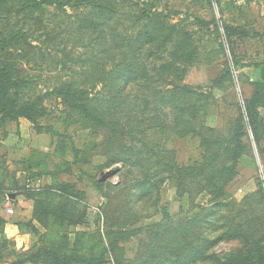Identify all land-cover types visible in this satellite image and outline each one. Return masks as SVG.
Returning <instances> with one entry per match:
<instances>
[{
  "label": "rangeland",
  "instance_id": "rangeland-1",
  "mask_svg": "<svg viewBox=\"0 0 264 264\" xmlns=\"http://www.w3.org/2000/svg\"><path fill=\"white\" fill-rule=\"evenodd\" d=\"M109 1L117 2V12L106 33L125 34L126 26L134 32L140 23L132 16L140 9L161 11L168 32L172 26L181 30L170 51L184 30L191 32L188 62L158 80L170 51L146 44L138 50L145 82H108L104 70L111 69V57L120 61L119 47L110 49L116 39L110 36L106 44L94 28L90 35L82 31L87 17L104 20L92 3L68 0L62 9L45 4L34 13L17 12L16 0L6 4L9 10L0 3V37L24 32L0 52V68L9 65L12 78L22 81L6 96L18 105L42 96L45 110L40 130L25 118L5 121L0 113V194L6 195L0 202V264H48L28 259L44 248L105 254L106 264H116V257L123 264H214L247 254L256 241L264 243V135L256 139L246 115L241 121L246 100L264 80V0ZM226 25L239 31L229 37ZM224 69L231 77L210 92ZM69 82L89 89L97 83L87 104L102 124L51 93ZM261 110L264 120V103ZM239 122L243 134L237 137ZM206 156L221 177H230L211 186L221 198L209 202L208 174L199 176L202 186L191 201L171 179L172 167H199ZM55 183L78 195L69 211L60 206L64 196L54 197L57 216L39 217L33 191ZM148 226L160 234L142 241L129 231ZM187 226L197 249L180 236ZM238 230L255 237H241ZM174 237L180 241L175 248Z\"/></svg>",
  "mask_w": 264,
  "mask_h": 264
},
{
  "label": "trees",
  "instance_id": "trees-1",
  "mask_svg": "<svg viewBox=\"0 0 264 264\" xmlns=\"http://www.w3.org/2000/svg\"><path fill=\"white\" fill-rule=\"evenodd\" d=\"M18 4V11L17 12H27V13H34L43 10V6L46 4L48 5H56L58 8L62 9L63 5L68 3L67 1L61 0H16ZM82 3H86V5H90L91 1L81 0ZM108 0L92 3L93 9L96 12L100 13L103 16L102 21H92V19L88 18L85 19V24L82 27V31H85L90 34H93L94 29L98 32V39L104 41V43L109 44V37L115 38L116 40L113 41V44H110L106 47L102 48V52L108 51V47L110 49L116 45L119 47V54H120V61H116V56L111 57L113 60V65L111 69L108 71L104 70L106 73V81L112 83H118L122 80L126 85L130 83L137 82L143 83L145 82V77L147 76L146 71L141 69L140 62L138 61L141 57L138 53L140 48H144V46L150 45L152 47L162 49L166 48L169 50V44H171L178 33L181 30L175 29L172 26L171 31H167L168 28L165 24V18L167 15L163 14L161 11H153V10H146L140 9L139 12L133 13V19L136 18V23H140L138 29L134 32H129L130 27H125V34H121L120 31L112 32L111 35L105 32V27L110 25V22L114 20L115 13L117 12L116 9H113L114 5L116 6V1H109ZM9 0H0V3H4L7 7V3ZM90 3V4H87ZM9 10V8L7 7ZM206 23V22H202ZM118 27V26H117ZM94 28V29H92ZM92 29V31H90ZM116 29V28H115ZM226 32L229 37L232 34L239 31V29L234 28L231 25L225 26ZM114 30V29H113ZM183 38L175 43V47H172V50L167 54V61L164 62L163 66L160 70H158V80L161 79V76L165 73H170L179 70L178 62L180 63H187L190 59L191 51H190V38L191 32L188 30H184ZM24 36V32H20L17 30L11 33L10 37L2 36L0 37V52L7 51L8 48L14 45V42L17 39L22 38ZM113 45V46H112ZM122 47H125L126 50L131 48L133 54L129 53L128 51H123ZM183 49L181 52L180 50ZM139 62V63H138ZM105 65V64H104ZM232 71L228 69H224L220 72L218 79L214 82V84L210 88V92L214 89V87H218L222 84L224 80L228 77H231ZM12 71L10 66L4 65L3 68H0V113L2 114V119L7 120H14L18 121L20 118H25L29 120L35 128L38 130L42 129V126L39 123L40 118L45 115V110L42 107V96L38 97L33 101H27L20 105L16 104L15 100L9 99L6 95L9 90L13 88H17L20 83L22 82L20 79L12 78ZM109 75V76H108ZM108 76V77H107ZM137 79V80H135ZM84 82V81H83ZM86 82V81H85ZM84 82V83H85ZM92 87L82 86L81 84H77L75 82H69L64 84L58 88L52 90L51 93H56L58 97H61L63 103L71 108V109H81L83 113L93 121H97L98 123H103L102 120L97 116V114L93 113L90 107L87 104V101L90 100V95L97 87V83H92ZM187 94H196L198 97L203 99H208L209 94L206 95L203 92L196 93L195 91L191 90L187 86L181 87ZM211 94V93H210ZM264 103V80L260 81L256 84L251 96L246 100L245 104V112L242 113L241 121L243 118L245 119V115L248 119V122L252 128L256 139H259L264 135V120L262 117V110L261 104ZM85 128V127H84ZM87 128V127H86ZM122 131V130H121ZM194 131V130H192ZM199 133V132H198ZM243 134V126L238 123L236 128V136L239 137ZM240 140V139H239ZM155 159L157 162L163 161V157H160V151L155 149ZM240 153H236L234 162L239 158ZM206 156L204 160L205 165H200L199 167L194 166H175L173 168V173L171 174V179L178 181V190L180 194L187 191L190 196L191 201L194 200V191H197L202 186V182H199V176L204 174H208L207 176L203 177L206 180L207 185L205 186L207 190V194H211V198L209 202H216V200L220 199L221 197L214 193H210V188L212 185H216L218 181L222 178H229L230 175H226L221 177L218 174L217 169L215 168V163L213 161H209V158ZM208 160V161H207ZM158 164V163H157ZM232 167V166H231ZM199 178V179H198ZM156 182H159L157 176H155ZM101 186V185H100ZM72 190V191H71ZM33 197L36 200V207L40 209L39 217L44 215L45 217L49 216H57L55 214L58 213V207H63L69 211L68 205L73 202L72 197L75 198L77 192L75 193L71 186L58 184L49 186H42L39 189L33 191ZM50 196V197H49ZM56 196H64L62 200V204H56L54 202V197ZM6 195L0 194V202L6 200ZM194 203V202H193ZM192 203V204H193ZM58 205V206H54ZM54 206V207H53ZM224 206V203L221 205ZM200 207V205H199ZM195 208V207H194ZM168 216V215H167ZM67 218V216L65 217ZM133 232L135 235L134 238L138 240H146L147 237H157L160 234L159 228H154V226H148L147 228H131L129 231ZM191 227L187 226L186 231L180 233L182 238L187 240V244L191 245V250L195 247L192 244V238L190 239V232ZM189 232V234H188ZM141 233V234H140ZM238 233L241 237H246L247 239H253L255 234H251L249 232H245L242 230H238ZM179 236V237H180ZM133 238V239H134ZM264 240V239H263ZM175 244L173 247H177L180 245V241L178 237H174ZM215 242L211 243V247L214 245ZM119 248V244L117 240H113L111 244V250L116 252ZM28 259H40L42 261L47 262L48 264H106V255L105 254H97L91 252L90 254H64L59 250H49L48 248L38 249L34 254L28 257ZM123 264L122 260L119 257H116V264ZM178 263V262H177ZM14 264H21V262L16 261ZM214 264H264V243H262V239L255 242L253 248H251L247 254L245 255H236L233 258L227 259H215Z\"/></svg>",
  "mask_w": 264,
  "mask_h": 264
},
{
  "label": "built area",
  "instance_id": "built-area-1",
  "mask_svg": "<svg viewBox=\"0 0 264 264\" xmlns=\"http://www.w3.org/2000/svg\"><path fill=\"white\" fill-rule=\"evenodd\" d=\"M13 210L12 209H9V212H12Z\"/></svg>",
  "mask_w": 264,
  "mask_h": 264
}]
</instances>
